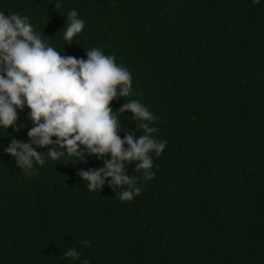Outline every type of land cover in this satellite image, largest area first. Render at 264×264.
<instances>
[{"label":"trees","instance_id":"obj_1","mask_svg":"<svg viewBox=\"0 0 264 264\" xmlns=\"http://www.w3.org/2000/svg\"><path fill=\"white\" fill-rule=\"evenodd\" d=\"M73 9L85 27L68 44ZM0 11L27 16L62 56L114 55L132 74L130 95L110 104L118 136L146 134L120 113L136 99L167 141L152 180L122 161L142 191L121 202L120 186L89 192L79 175L110 154L54 161L46 152L65 150L52 137L34 146L43 166L16 167L4 149L35 126L17 109L0 129V264H264V0H0Z\"/></svg>","mask_w":264,"mask_h":264},{"label":"clouds","instance_id":"obj_2","mask_svg":"<svg viewBox=\"0 0 264 264\" xmlns=\"http://www.w3.org/2000/svg\"><path fill=\"white\" fill-rule=\"evenodd\" d=\"M252 3L259 4L260 0ZM59 6L58 2L56 8ZM67 21L63 40L69 44L82 33L85 23L74 9L68 13ZM131 90L132 74L116 63L114 55L94 47L87 51L86 60L62 56L34 30L27 16L0 11V129L14 127L17 109L25 107L30 109L35 125L28 132V142L12 139L4 149L15 158L16 167L28 172L34 166H43L45 153H38L34 146L46 148L56 137L55 143L65 151L49 149L47 157L54 161L110 154L105 167L81 171L79 175L87 182L89 192L101 190L106 184L114 191V186H120L119 200L132 201L142 188L134 177L124 173L122 161L138 162L136 171L143 170V178L152 180V154L161 155L167 141L154 138L157 129L150 124L155 116L136 99L128 100L120 113L130 110L137 119L146 121L140 124L146 134L135 141L132 135L123 140L118 136V116L110 104L117 97H128ZM65 255L72 260L80 256L74 248ZM82 264L90 262L85 259Z\"/></svg>","mask_w":264,"mask_h":264}]
</instances>
